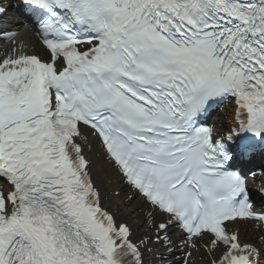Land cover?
I'll return each instance as SVG.
<instances>
[{
  "label": "snow or ice",
  "instance_id": "6c2138e0",
  "mask_svg": "<svg viewBox=\"0 0 264 264\" xmlns=\"http://www.w3.org/2000/svg\"><path fill=\"white\" fill-rule=\"evenodd\" d=\"M23 2L46 58L0 59V264H172L174 248L260 264L229 224L264 227L233 170L264 142V0ZM229 99L237 126L217 139L201 120ZM101 178L153 235L133 239Z\"/></svg>",
  "mask_w": 264,
  "mask_h": 264
}]
</instances>
